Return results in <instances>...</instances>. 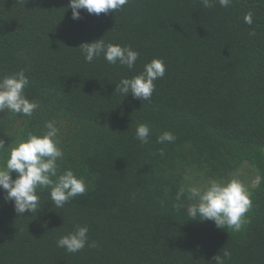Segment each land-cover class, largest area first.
Wrapping results in <instances>:
<instances>
[{
    "label": "trees",
    "instance_id": "16d2710c",
    "mask_svg": "<svg viewBox=\"0 0 264 264\" xmlns=\"http://www.w3.org/2000/svg\"><path fill=\"white\" fill-rule=\"evenodd\" d=\"M69 4L0 0V78L24 69L25 94L40 104L31 117L0 112V139L7 147L56 120L60 171L89 184L63 208L54 207L50 189L38 190L42 208L22 215L0 189V264H215L224 247L225 264H264V0L228 8L130 0L107 14L81 9V19ZM101 38L137 50L134 69L102 56L87 62L80 45ZM154 58L166 73L150 101L115 92ZM140 123L152 129L146 145L135 136ZM164 131L176 140L157 143ZM8 155L0 151V165ZM209 179H238L251 193L241 231L191 220L190 201L176 200L181 185ZM78 225L97 247L75 254L57 247Z\"/></svg>",
    "mask_w": 264,
    "mask_h": 264
},
{
    "label": "clouds",
    "instance_id": "9594fccd",
    "mask_svg": "<svg viewBox=\"0 0 264 264\" xmlns=\"http://www.w3.org/2000/svg\"><path fill=\"white\" fill-rule=\"evenodd\" d=\"M130 0H70L69 8L73 19H81V9L89 14H107L112 10H122ZM205 8L214 7L217 3L222 8H228L233 0H201ZM254 13L250 10L244 15V23H254ZM250 35H255L253 30ZM84 59L91 63L101 56L111 65H119L133 70L140 53L128 45L106 43L103 38L94 42H85L80 45ZM166 64L160 58H154L144 65L138 75L131 78H121L115 92L124 97L131 94L134 98L150 101L156 84L155 81L165 76ZM30 80L26 71H20L0 78V112L8 110L14 115L31 117L40 108L39 102L29 100L25 88ZM45 131L36 134L29 132L26 139H21L9 146L0 139V151H9L8 158L0 165V189L5 192V200L14 203L18 215L25 212L36 214L41 207V198L38 190L50 189V201L55 208L64 205L75 197L84 195L89 184L84 177H78L72 169L60 171L58 161L64 157L61 147L60 128L56 120H48L44 124ZM151 127L140 123L136 127L135 136L141 144L150 142ZM176 136L171 131H164L157 137V143L167 144L174 142ZM164 155V149H160ZM17 174L13 179L12 173ZM187 199V214L191 220H212L218 228L230 229L239 232L247 223V213L252 208L251 193L244 183L238 179L227 182L209 179L203 186L181 185L176 200ZM179 204L178 207H182ZM89 228L76 226L74 231L60 236L56 245L68 253H78L87 247H97L96 241H90ZM231 258L227 248L213 257L215 264H225Z\"/></svg>",
    "mask_w": 264,
    "mask_h": 264
},
{
    "label": "rangeland",
    "instance_id": "374dc122",
    "mask_svg": "<svg viewBox=\"0 0 264 264\" xmlns=\"http://www.w3.org/2000/svg\"><path fill=\"white\" fill-rule=\"evenodd\" d=\"M244 170V169H243ZM249 172H251V171H249ZM249 172L247 173V174H249ZM246 174V175H247ZM251 175H252V177L254 178V180H256L257 181V179H258V177H257V174L255 173V172H251ZM253 180V181H254Z\"/></svg>",
    "mask_w": 264,
    "mask_h": 264
}]
</instances>
